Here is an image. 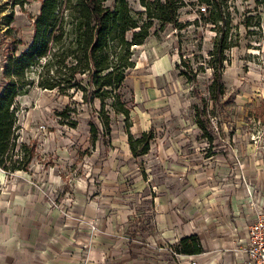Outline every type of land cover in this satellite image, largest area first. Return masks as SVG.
<instances>
[{
    "label": "rangeland",
    "instance_id": "rangeland-1",
    "mask_svg": "<svg viewBox=\"0 0 264 264\" xmlns=\"http://www.w3.org/2000/svg\"><path fill=\"white\" fill-rule=\"evenodd\" d=\"M13 1L0 0V89L9 55L31 39L32 16L40 2ZM128 2L142 9L138 0ZM226 3L230 21L221 75L225 93L210 112L215 115L207 116L206 135L194 123L193 105L208 95L215 31L206 14L198 11L203 4L183 0L177 13L183 25L159 28L156 21L149 28L145 41L132 48L134 66L121 88L131 107L130 131L136 135L152 129L155 134L148 152L131 154L120 115L113 117L110 133L103 135L100 128L91 140L90 121L98 122V100L92 106L80 91L64 94L41 88L35 83L36 68L30 67L33 83L17 95L15 110L18 142L33 145V156L27 170L0 171V205L12 195L26 207L39 197L56 217L87 228L91 236L105 233L85 211L93 203L103 215H117L122 223L118 230L125 237L127 226L141 227V217L147 228L157 224V196L180 194L178 207L186 203L188 208L187 190L201 176L212 177V191L237 183L249 192L259 177L264 178V0ZM11 13L13 21L7 22ZM180 60L195 70V81L178 74ZM155 62L164 69L157 71ZM2 213L0 208V218ZM165 248L168 258L175 257L169 244Z\"/></svg>",
    "mask_w": 264,
    "mask_h": 264
},
{
    "label": "trees",
    "instance_id": "trees-1",
    "mask_svg": "<svg viewBox=\"0 0 264 264\" xmlns=\"http://www.w3.org/2000/svg\"><path fill=\"white\" fill-rule=\"evenodd\" d=\"M25 0H14L23 4ZM227 0H197L200 15H205L215 31L209 51L208 65L211 80L207 96L195 103L194 123L208 133V115L220 104L224 95L221 77L225 51L228 48L230 19L224 6ZM142 9H133L128 0H40L38 12L32 16L33 29L29 43L18 53H11L4 64L5 81L0 89V171L27 170L33 156V145L18 142L19 132L15 103L17 95L33 83L30 67L37 70L36 81L41 88L56 89L67 94L80 91L83 101L93 106L98 100L95 117L90 121L91 140L101 132L112 130L113 117L123 120L132 155L148 152L154 132L130 131L131 107L122 95L128 70L134 66L133 46L145 41L149 28L157 21L159 28L166 24L182 26L177 19L183 0H138ZM7 15V22L13 21ZM129 33V35H128ZM216 59V63L213 61ZM184 67H180V65ZM187 64V63H186ZM178 74L195 81V70L182 60L176 63ZM210 105V107H209ZM181 254L198 253L203 247L196 233L185 234L170 244Z\"/></svg>",
    "mask_w": 264,
    "mask_h": 264
},
{
    "label": "crops",
    "instance_id": "crops-1",
    "mask_svg": "<svg viewBox=\"0 0 264 264\" xmlns=\"http://www.w3.org/2000/svg\"><path fill=\"white\" fill-rule=\"evenodd\" d=\"M156 62L157 71L164 69ZM195 183L185 196L188 208L186 203L178 207L180 194L157 196V224L147 228L141 217V227L127 226L125 237L118 230L122 223L117 215L107 217L93 203L85 211L105 233L90 236L87 228L56 217L43 199L35 197L26 207L12 195L0 205V264H246L239 247L246 243L255 209L264 206V178L259 177L249 192L237 183L212 191L209 174ZM189 233L197 234L203 249L168 258L165 244Z\"/></svg>",
    "mask_w": 264,
    "mask_h": 264
},
{
    "label": "built area",
    "instance_id": "built-area-1",
    "mask_svg": "<svg viewBox=\"0 0 264 264\" xmlns=\"http://www.w3.org/2000/svg\"><path fill=\"white\" fill-rule=\"evenodd\" d=\"M254 219L248 224L246 243L239 247L240 252L246 256V264H264V206L255 209ZM95 224L92 225V229ZM170 250L179 255L172 246ZM190 264H196L191 260Z\"/></svg>",
    "mask_w": 264,
    "mask_h": 264
}]
</instances>
